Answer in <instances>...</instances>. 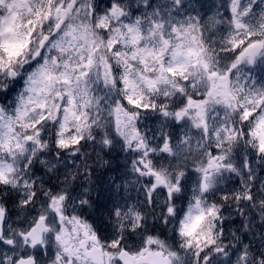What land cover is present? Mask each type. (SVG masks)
<instances>
[{
    "label": "snow or ice",
    "instance_id": "obj_1",
    "mask_svg": "<svg viewBox=\"0 0 264 264\" xmlns=\"http://www.w3.org/2000/svg\"><path fill=\"white\" fill-rule=\"evenodd\" d=\"M0 264H264V0H0Z\"/></svg>",
    "mask_w": 264,
    "mask_h": 264
}]
</instances>
